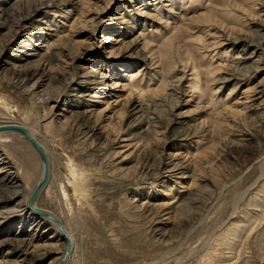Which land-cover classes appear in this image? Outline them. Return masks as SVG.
Returning <instances> with one entry per match:
<instances>
[{"label":"rangeland","instance_id":"374dc122","mask_svg":"<svg viewBox=\"0 0 264 264\" xmlns=\"http://www.w3.org/2000/svg\"><path fill=\"white\" fill-rule=\"evenodd\" d=\"M2 123L48 152L68 264H264V0H0ZM4 136L0 264H50L38 157Z\"/></svg>","mask_w":264,"mask_h":264},{"label":"bare ground","instance_id":"6f19581e","mask_svg":"<svg viewBox=\"0 0 264 264\" xmlns=\"http://www.w3.org/2000/svg\"><path fill=\"white\" fill-rule=\"evenodd\" d=\"M36 6V5H35ZM34 9H36V7L35 8H33V11H34ZM33 11H31V13L33 12ZM28 16H30V15H28ZM27 16V17H28ZM26 19V18H25ZM17 29L16 28H14V30H11L10 31V33L12 34V37H14V35H16V33H17V31H16ZM191 69V68H190ZM201 76H203L201 73H199V71L197 70V67L195 66V67H193L192 68V74H191V80L189 81V88L192 90V91H199V88H200V85H201V83H202V81H201ZM33 77V76H32ZM206 77V76H205ZM205 79V78H204ZM212 80V79H211ZM205 83V82H204ZM203 84V83H202ZM39 86V85H38ZM38 86L36 87V88H38ZM201 90V89H200ZM211 97H212V95H211ZM222 103V102H221ZM10 124H13V125H18V126H20V127H22V128H24V129H26L27 131H28V133L30 134V136L42 147V149L44 150V152H45V154H46V156H47V160H48V165H49V180H48V182H47V184H46V186H45V188L42 190V192L46 189V187L48 186V184H49V182H50V180H51V177H52V171H51V161H50V158H49V156H48V152H47V150H46V148H45V146L42 144V143H40L37 139H36V137L34 136V133L29 129V128H27L26 126H24L23 124H20V123H2L1 125H10ZM0 125V126H1ZM5 134H7V133H4V132H0V143H1V141H2V139L5 137L4 135ZM14 134H16V133H14ZM18 135V134H17ZM20 136V135H19ZM20 137H22V136H20ZM23 138V137H22ZM24 140V139H23ZM25 141V140H24ZM3 142V141H2ZM26 142V141H25ZM28 145H29V143L28 142H26ZM30 146V145H29ZM31 147V146H30ZM31 149H32V147H31ZM33 150V149H32ZM34 151V150H33ZM34 153L36 154V152L34 151ZM37 155V154H36ZM38 157V156H37ZM38 160H39V158H38ZM39 164H40V169H41V173H40V178L38 179V181H37V184H36V186H35V188L37 187V185L40 183V181H41V179H42V177H43V167H42V163L40 162V160H39ZM69 169H70V173H71V182H68V187H72V190L74 191V195L78 198V184H79V182L77 181V177H78V175H80L78 172H75V168H73V166H70L69 167ZM28 171V170H27ZM26 171V175L27 176H29V172H27ZM6 172H9V173H11L10 172V169H6ZM25 173V172H24ZM14 182V181H13ZM18 183V182H17ZM10 188H12V190H13V194L14 195H16V194H18V186H15L14 185V183H11V185H10ZM34 188V189H35ZM34 189H33V191H34ZM65 190H67V188H66V186L65 185H63L62 186V189H61V191L60 192H58V194H57V196H56V200L58 201V203H60L61 204V207H62V210H64V211H67V213L69 212V210L71 211V208H72V204H71V202L74 200V198H73V200H71V202H70V198H69V195H68V192H66ZM33 191H32V193H33ZM41 192V193H42ZM40 193V194H41ZM73 194V193H72ZM32 195V194H31ZM31 195H30V197H31ZM40 196V195H39ZM29 197V198H30ZM29 198H28V200L26 201V209L31 213V211H30V209L28 208V206H27V203H28V201H29ZM39 198V197H38ZM38 200V199H37ZM37 200H36V202L34 203V206L36 207V208H38V206H37ZM38 209H40V208H38ZM42 210V209H41ZM44 211H46V210H44ZM47 213H49V214H51V215H53L58 221H60V223H61V225H62V228H63V230H64V232H65V234H66V237H64L61 233H60V231H59V229H58V227H57V225L53 222V220L52 219H50V217L49 218H47V219H42V218H40V217H38V219H40V220H42V221H44V222H46L47 224H49V225H51V226H53L54 228H55V230H56V232H55V235H54V239L55 238H57V234L59 235V238L62 240V242H63V247H64V251H63V253H62V256L60 257V258H57L56 260H53V261H50L51 263L50 264H59V262H60V260L62 259V257H63V255H64V253L66 252V249H67V244H69V246H70V251H69V253H68V255H67V257H66V260L64 261V263L63 264H68L69 262H70V259H71V257H72V253H73V251H74V240H73V237H72V234L69 232V231H66V229L64 228V226H63V224H62V222H61V220H60V218H58V216H56V215H54L52 212H49V211H46ZM33 213V212H32ZM34 214V213H33ZM57 233V234H56ZM19 245H20V248L19 249H23L24 251H28L29 249H31V248H33V249H35V246L33 247V241L32 240H29V242L26 244V242H24V241H21V242H19ZM49 247H51V246H49ZM46 248H48V247H46ZM33 251V250H32ZM32 251H30V252H32ZM47 252H48V250L47 249H43L42 250V256H46V254H47ZM31 254V253H30ZM23 254H20V256H22ZM25 255H28V254H25ZM40 256H41V254H40Z\"/></svg>","mask_w":264,"mask_h":264},{"label":"water","instance_id":"95a60500","mask_svg":"<svg viewBox=\"0 0 264 264\" xmlns=\"http://www.w3.org/2000/svg\"><path fill=\"white\" fill-rule=\"evenodd\" d=\"M0 132H4V133H16L20 136L23 137V139L29 143V145L32 147V149L36 152L40 162L42 163V167H43V177L40 181V183L37 185V187L34 189L31 197L29 198V201L27 203L28 208L30 209L31 212H33L36 216L42 218V219H47L50 217V219L53 220V222L57 225L60 233L66 237V234L62 228V225L60 223V221H58L53 215L47 213L44 210L38 209L34 206V203L36 202V200L38 199L40 193L42 192V190L45 188L48 180H49V165H48V160H47V156L44 152V150L42 149V147L30 136V134L28 133V131L18 125H1L0 126ZM70 251V246L69 244H67V249L66 252L64 253L62 259L60 260L59 264H63L64 261L66 260V257L68 255Z\"/></svg>","mask_w":264,"mask_h":264}]
</instances>
